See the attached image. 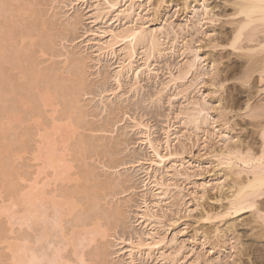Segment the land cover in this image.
<instances>
[{
    "label": "rangeland",
    "instance_id": "rangeland-1",
    "mask_svg": "<svg viewBox=\"0 0 264 264\" xmlns=\"http://www.w3.org/2000/svg\"><path fill=\"white\" fill-rule=\"evenodd\" d=\"M4 1L0 264H31L34 256L36 264L56 257L63 264H263L264 196L255 198L258 211L226 214L231 186L250 168L231 171L218 159L264 145L263 67L245 73L247 53L264 34L254 43L243 38L237 47L244 50L221 45L240 19L230 15L232 0H208L209 14L204 0H6L8 8ZM136 29L147 38H125ZM155 150L166 160L159 166ZM51 151L63 156L56 166L66 167L64 181L48 168ZM33 185L40 197L67 186L93 195L63 218L62 230L48 198L31 206ZM97 217L99 226L90 225Z\"/></svg>",
    "mask_w": 264,
    "mask_h": 264
},
{
    "label": "bare ground",
    "instance_id": "bare-ground-1",
    "mask_svg": "<svg viewBox=\"0 0 264 264\" xmlns=\"http://www.w3.org/2000/svg\"><path fill=\"white\" fill-rule=\"evenodd\" d=\"M187 1V0H186ZM207 1L208 0H204L203 1V5H204V7H205V13L206 14H209L210 13V10H209V5H208V3H207ZM226 1V0H225ZM7 2V3H6ZM227 2H229L230 3V1H227ZM5 3V4H4ZM192 3V2H191ZM191 3L190 2H187L186 3V10L187 11H189V9H190V5H191ZM198 3V2H197ZM225 3V2H224ZM3 4H4V6L5 7H9L11 4H8V1H4L3 2ZM228 4V3H227ZM9 5V6H8ZM118 4L117 3H115V2H113L110 6L112 7V8H115L116 6H117ZM231 5L233 6V8H234V12H232V14H230V15H232V16H238V18H239V16H240V19H235L236 21H234L232 24H234V25H232V26H234V28L233 29H231V31H230V39L227 41V44L225 43V45L223 44V43H221V45L222 46H228V47H231L232 49H234V50H244L245 49V47L243 48V47H240V46H238L237 47V44H239L240 42L242 43V41L246 38V40L247 39H249L248 41H252V43H254L253 41H255V40H253L256 36H258V35H260V33H262V34H264V0H232V2H231ZM21 10H23V11H20V9L19 10H17V12H19L18 13V15H23V13H24V9H21ZM212 12V11H211ZM219 15V14H218ZM227 16V15H226ZM234 19V18H233ZM231 21H233V20H231ZM230 21V22H231ZM229 22V21H228ZM227 22V23H228ZM229 24V23H228ZM8 25H10V27L9 26H7V29L10 31V32H14L13 30H15V28H14V25L13 24H8ZM11 25H13V26H11ZM9 27V28H8ZM224 27V26H223ZM251 27V28H250ZM11 28V29H10ZM14 28V29H13ZM248 28H250V30H248L247 32H246V29H248ZM132 31V30H131ZM131 31H130V33L129 34H126V36H125V38H132L133 40H137L140 36H144L143 34L145 33L144 31H143V33H142V29L139 31V30H135V31H133L132 33H131ZM250 31V32H249ZM244 32H246V33H244ZM30 34V33H29ZM28 34V35H29ZM228 34V33H227ZM228 34V35H229ZM31 35V34H30ZM128 35V36H127ZM218 36H220V35H218ZM145 37V36H144ZM143 37V38H144ZM260 37H262V36H260ZM263 37H264V35H263ZM141 38V37H140ZM143 38H141V39H143ZM145 38H147V37H145ZM244 38V39H243ZM140 39V40H141ZM228 39V38H227ZM144 40V39H143ZM262 40V41H261ZM261 40H258L257 39V42H258V45L256 46V47H258L257 48V50H258V52L261 54L262 53V56H260V54L255 50L256 49V47L255 46H253V49H254V52L253 51H250V52H248L247 53V55L248 54H250L249 55V62L247 63V61H246V63H245V65H247V68H246V70H247V72H245V73H248V75L249 76H251L250 75V73H251V71H253V72H256L257 73V70H255V69H257L259 66L260 67H263V71L261 72V73H264V38H261ZM139 41V40H138ZM245 41V40H244ZM260 41V42H259ZM214 43V42H213ZM248 43H250V42H248ZM215 44H216V42H215ZM218 44V43H217ZM152 45H154V43L152 44ZM155 46V45H154ZM217 46V45H216ZM220 46V45H219ZM218 46V47H219ZM215 47V46H214ZM0 48H1V46H0ZM248 49H250V50H252V47H250V45H249V47H248ZM1 51V50H0ZM247 51V50H246ZM255 53V55L253 54V53ZM258 53V54H257ZM244 54H246V52L244 53ZM251 55H252V57H251ZM256 55L258 56L259 55V57H256ZM24 56V55H23ZM244 56V55H243ZM19 56H17L16 58H18ZM246 57H248V56H246ZM22 59H25L26 60V57H24V58H22ZM20 57L18 58V60H20V62H21V60H22ZM246 59V58H245ZM24 60V61H25ZM217 59H212L211 61H213V64H215V63H217L218 61H216ZM244 61V60H243ZM20 62L19 63H17L18 64V66H19V68L21 69V66H22V68H24V64H20ZM251 62H253V63H251ZM243 63V64H244ZM261 64V65H260ZM21 65V66H20ZM250 66V68H249V66ZM254 67H253V66ZM244 66V65H243ZM258 66V67H257ZM253 67V68H252ZM242 68H244V67H242ZM27 68H25V70H26ZM30 68H28L26 71H27V73H28V71H31L32 70V67H31V69L29 70ZM249 69H252V70H250V72H249ZM261 69V68H260ZM259 69V70H260ZM258 70V73L260 72ZM23 71H24V69H23ZM26 71H25V73H26ZM33 71H34V69H33ZM32 72V71H31ZM253 72H252V74H253ZM261 73H260V75H261ZM30 75V74H29ZM262 76H264V75H262ZM33 80L35 81V83H36V86H37V80H38V78H39V73H37V72H35V73H33ZM261 79H263L264 80V78L263 77H261ZM262 80V81H263ZM223 81V80H222ZM225 81V80H224ZM36 86L34 85V87H35V89H36ZM48 88H47V90L43 93V94H40L41 95V97H42V100H45V99H47L49 96H50V94H51V90H52V88L50 87V86H47ZM34 89V88H33ZM32 89V90H33ZM35 91V90H34ZM38 91V90H37ZM36 91V92H37ZM39 92V91H38ZM1 94V96H2V92H0ZM32 93H34V92H32ZM1 96H0V98H1ZM75 96V95H74ZM74 96H73V98H74ZM39 97V96H38ZM72 98V101L71 102H69V104H70V108L73 106L74 107V99ZM21 99H24V98H21ZM20 99V100H21ZM25 99H27V98H25ZM76 100V99H75ZM26 101V102H25ZM22 100V101H19V102H21V104L22 105H25V103H27L28 102V104L27 105H29V102L30 101H27V100ZM31 104V103H30ZM46 105L47 106H50V104H48L47 102H46ZM72 105V106H71ZM67 107H68V105H67ZM68 107V108H69ZM67 108V109H68ZM250 109H251V107H249ZM72 109V108H71ZM254 109V108H253ZM253 109H251L252 111H253ZM4 110V109H3ZM70 110V109H69ZM5 111V110H4ZM3 111V112H4ZM12 113V112H11ZM14 113V112H13ZM13 113H12V115H13ZM259 114V113H258ZM15 115V114H14ZM257 115V114H256ZM259 115H261V114H259ZM256 117V116H255ZM259 117V116H258ZM260 117H262V116H260ZM69 118H70V116H69ZM264 126V125H263ZM261 132H263V133H261V134H263V141H264V128H263V130L261 131ZM260 135V134H259ZM150 141V140H149ZM152 143V142H151ZM264 144V143H263ZM151 145V144H150ZM243 145V144H242ZM241 146V145H240ZM244 146V145H243ZM263 146V149H261L260 151L261 152H259V153H250L249 151H251V148H250V150L249 149H247L246 148V150H249V151H247V153L245 152V149L243 148L242 149V147H241V149L239 148V147H237V148H235V149H230V151L229 152H222V154H219L218 155V159H220L221 161H223L222 163H226L229 167L228 168H230L231 169V171H232V169H233V167L234 166H237V165H239V164H242V165H244L245 167H247V168H250L249 169V171H248V174H250V176H248V175H246V177L247 178H244V179H239L240 177H238V181L236 180V178H235V180L238 182H236L237 184H235V182H234V184L236 185V186H231V188L232 187H234V189H235V187H236V191L234 190V192H233V194H231V197L229 196L228 198H229V203L227 204V206H225L226 207V209H225V213L226 214H228L229 213V211L231 212V211H234V214H237V213H240V212H243V211H245V210H248V211H252V209H254V210H256V208L258 209V207H256V202H255V198H257V197H262V196H264L263 194H264V191H263V188H264V145H262ZM261 146V147H262ZM152 147L154 148V146L152 145ZM239 148V149H238ZM6 149V148H5ZM53 151H51V153L49 154V156H48V158H47V161H48V165H49V167L48 168H50V169H52L53 171L55 170V169H57L56 171H57V173H56V171H55V175L58 177V179H57V177L54 175V177L53 178H55V180L57 179V181L59 180V179H61V181H64L65 179H67L68 178V176L66 175V174H64V173H67L66 172V167H64V165L62 166L61 164V166L59 165V167H57L56 166V163L58 164V162L59 163H61L62 161H63V156L61 155V157H60V155H58V157L55 155V154H57V153H55L54 155H53V153H52ZM155 153H156V155H157V157L158 158H160L161 159V162L159 161V163H157V165L159 166V164L161 163H164V162H166V160H164L165 158L164 157H162L159 153H158V151H156L155 150ZM58 154H61V153H58ZM56 156V157H55ZM218 161V160H217ZM65 164V163H64ZM69 166V165H68ZM52 167V168H51ZM70 167H71V165H70ZM69 167V168H70ZM238 167V166H237ZM68 170V169H67ZM241 170V169H240ZM245 170V169H244ZM243 170V171H244ZM248 170V169H247ZM251 170V171H250ZM228 171V170H227ZM231 171H228V174L230 175V173H232ZM242 171V170H241ZM246 171V170H245ZM85 173H84V175H87L88 174V171H84ZM87 172V173H86ZM230 172V173H229ZM239 172V173H238ZM237 172V174L236 175H234V176H237V175H240L242 172H240V171H238ZM247 172V171H246ZM54 174V173H53ZM66 175V176H64V175ZM234 174V173H233ZM243 174V173H242ZM245 174H247V173H245ZM51 176H53V175H51ZM67 177V178H66ZM52 178V179H53ZM233 179V178H232ZM79 181V180H78ZM233 181V180H232ZM37 184V183H36ZM36 184H35V186H36ZM80 184H81V182H80ZM80 184H78V185H80ZM38 185V184H37ZM34 186V185H33ZM32 186V187H33ZM35 186H34V189H32V191H31V193H29L30 194V197L31 198H29V199H31V206L34 208V207H37V204H38V198H41L42 197V195H41V197H40V191L38 192L37 190V188L35 189ZM157 186H158V183H157ZM63 187V186H62ZM61 187V188H62ZM77 187V186H76ZM75 187V188H76ZM100 187V186H99ZM159 187V186H158ZM161 187V186H160ZM61 188H59V190H61ZM67 188L69 189V187L67 186ZM67 188H66V191H65V189L63 190V191H60L59 193H62V194H60V195H55V194H53V196L52 197H49L48 198V196L46 197V195L43 193V196L45 197V198H48V199H44V197H42L43 198V200H45L46 202H51V204H53V206L55 207V212H57L56 211V208L59 210L58 212H60V214L58 215V216H60L59 218L57 217L56 219H54V220H56L54 223H56V225L58 224L59 226H60V228L62 229V227L64 226L63 225V218H65V216H69V215H71V216H73L72 214L74 213V211L76 212V210L82 205L81 203H83V200L85 199L86 200V202H87V200H90V196H92V195H88L89 194V192H90V190L87 188H83V186H80V188L79 187H77V188H79V190L78 189H73V191H72V189L70 188V190H71V192H70V190H68L67 191ZM73 188V187H72ZM98 188V187H97ZM101 188V187H100ZM41 190V189H40ZM43 190H44V188H43ZM43 190H41V191H43ZM46 190V189H45ZM56 190V189H55ZM89 190V191H88ZM232 190V191H233ZM57 191V190H56ZM38 192V193H37ZM44 192H46V191H44ZM54 192V191H53ZM91 192H93V191H91ZM164 192V191H163ZM42 193V192H41ZM28 194V195H29ZM46 194H48V193H46ZM57 194H58V191H57ZM97 194H98V190H97ZM51 195V194H50ZM49 195V196H50ZM83 196V197H82ZM88 196H89V199H88ZM98 196V195H97ZM42 198H41V200H42ZM83 200H82V199ZM27 199H28V197H27ZM40 200V199H39ZM42 200V201H43ZM51 200V201H50ZM99 200V199H98ZM28 201V200H27ZM30 201V200H29ZM36 201H37V204H36ZM41 201V202H42ZM44 201V202H45ZM89 203V202H88ZM95 203V202H94ZM256 203V204H255ZM43 204V203H42ZM50 204V205H51ZM83 205H84V203H83ZM94 205V204H93ZM52 206V205H51ZM257 206H258V204H257ZM256 207V208H255ZM262 208V207H261ZM47 209V208H46ZM260 210V209H259ZM263 209H261V213H262V215H263V220H264V213H263V211H262ZM256 211H258V210H256ZM32 212V211H31ZM54 212V213H55ZM34 213H36V211H35V209H34ZM32 214V216L34 215V216H36V214ZM257 213H259V212H257ZM260 213V214H261ZM226 214H224L223 215V217L226 215ZM259 214V215H260ZM42 215H44V214H42ZM56 215V214H55ZM220 216H221V214H219ZM258 215V217L260 218V216ZM34 216H33V218H34ZM57 216V215H56ZM147 216V215H146ZM152 216H154V215H152ZM152 216H150V217H152ZM48 217V216H47ZM86 215H85V217L83 218L84 220L83 221H85V219H86ZM96 217V216H95ZM211 217V216H210ZM216 217H218V215L216 216ZM94 218V217H93ZM93 218H91V220L89 221V224L90 225H97V226H99V222H100V220H99V218L97 217V219L95 218V220L93 219ZM220 218V217H219ZM262 218V217H261ZM58 219V220H57ZM145 219V218H144ZM151 219V218H150ZM206 219V218H205ZM209 219V218H208ZM218 219V218H217ZM261 220V219H260ZM86 221H87V219H86ZM149 221V220H148ZM262 223V222H261ZM260 223V224H261ZM47 224V223H46ZM87 224V223H86ZM88 224V226H90ZM258 224V223H257ZM49 225V224H48ZM51 225V224H50ZM262 226L264 225V223H262L261 224ZM53 226H54V224H53ZM88 226H84V227H88ZM49 227V226H48ZM48 227H46V229H48ZM65 227V226H64ZM261 227V226H260ZM55 228V227H54ZM60 229V230H61ZM262 229H264L263 227H262ZM63 230V229H62ZM65 230V229H64ZM75 230V229H74ZM47 231V230H46ZM72 232H74V231H71V234H72ZM75 234H77L76 232H74ZM74 233H73V235H74ZM97 233V231H92V232H90L89 234H90V238H89V240H93L94 241V239L96 238V236H95V234ZM263 233V232H262ZM262 233L260 234V235H262ZM73 235H71V237L73 236ZM92 235V236H91ZM68 236V235H67ZM75 236V235H74ZM254 236H256V235H254ZM257 236H259V235H257ZM257 236H256V238H257ZM70 237V238H71ZM70 238H66L67 240H69V241H71L72 242V240L70 239ZM74 237H72V239H73ZM260 239V238H259ZM262 240H263V238H261ZM88 240V241H89ZM70 242V243H71ZM89 243H90V241H89ZM159 243V242H158ZM157 243V244H158ZM143 243H141V245L139 244V247H142L143 245H142ZM156 244V243H155ZM247 244V243H246ZM150 246V245H148V244H145V246ZM152 245H154V244H152ZM151 245V246H152ZM251 245V244H250ZM250 245H248V246H250ZM144 247V246H143ZM247 247V246H246ZM251 247V246H250ZM149 248H151V247H149ZM154 247L152 246V249H153ZM248 251V250H247ZM254 251V250H253ZM259 258V257H258ZM260 259V258H259ZM55 260V262H54V264H63V263H61V262H56V261H58V259H57V257H56V259H54ZM36 261H37V263H38V261H40L39 259H37V257H33V260H32V262H31V264H36ZM84 261V259H83V257L82 256H80V262H83ZM263 262V264H264V261H262ZM41 263V262H40ZM39 263V264H40Z\"/></svg>",
    "mask_w": 264,
    "mask_h": 264
}]
</instances>
